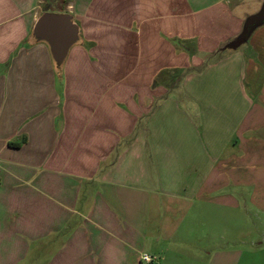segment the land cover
<instances>
[{
  "label": "crops",
  "instance_id": "0c3cea01",
  "mask_svg": "<svg viewBox=\"0 0 264 264\" xmlns=\"http://www.w3.org/2000/svg\"><path fill=\"white\" fill-rule=\"evenodd\" d=\"M263 4L0 0V264H237L179 231L195 207L264 221V26L206 64ZM43 13L80 26L61 79Z\"/></svg>",
  "mask_w": 264,
  "mask_h": 264
},
{
  "label": "rangeland",
  "instance_id": "374dc122",
  "mask_svg": "<svg viewBox=\"0 0 264 264\" xmlns=\"http://www.w3.org/2000/svg\"><path fill=\"white\" fill-rule=\"evenodd\" d=\"M263 26L264 24L257 27L249 38H245L244 40H242L245 42H243L240 47L236 48L228 46L232 42L225 45L222 49L217 51L215 55L208 57L206 60V64L210 63L211 61L223 58L227 55H232L233 53H236L238 49L243 50L244 48L249 47V41L252 35H254ZM161 78L165 79L166 77L164 76ZM158 82L159 81H157V84ZM180 82V76H172L169 78V87L176 89L179 87ZM169 153L180 156L181 148L171 146L169 147ZM216 212L220 215V219L219 221H216L214 223L210 219L212 213L207 209L203 210L202 219L206 225H203L201 223L199 224L201 226L198 228L193 224L194 220H196L197 222L199 221L197 217V207L194 208L193 213L191 214L189 219L186 220L183 228H181L179 231V235H181V233L189 234L188 238L190 240L188 243L184 244L185 246H182L183 250H181V252L185 254H195L194 251H197L198 247H205L209 250H223L224 248L232 247V250L236 248L238 251L241 250L244 253L242 257L238 258L237 264H264V221L262 222L261 219L258 220V217L255 215L252 218L247 219V217H245V215L239 211H236L235 217H230V210L226 207L217 208ZM197 235H199L198 239ZM201 240H205L204 243ZM198 241H201V243H198ZM176 243L177 241L174 242V244L179 245ZM34 251L35 252H33V256L28 259L27 264H35L36 262H41V260H43L44 258L49 259L45 254L36 257V248H34ZM143 263L149 264L145 262ZM184 264H192V262L188 260L185 261ZM214 264L231 263L228 260H223L220 263L218 260H216Z\"/></svg>",
  "mask_w": 264,
  "mask_h": 264
},
{
  "label": "water",
  "instance_id": "95a60500",
  "mask_svg": "<svg viewBox=\"0 0 264 264\" xmlns=\"http://www.w3.org/2000/svg\"><path fill=\"white\" fill-rule=\"evenodd\" d=\"M264 24V4L261 10L248 17L241 35L228 46L240 47L245 38H249L257 27ZM80 26L70 14L43 13L36 21L29 42L47 45L54 70L62 77L65 62L71 49L82 44Z\"/></svg>",
  "mask_w": 264,
  "mask_h": 264
},
{
  "label": "built area",
  "instance_id": "2783aa9c",
  "mask_svg": "<svg viewBox=\"0 0 264 264\" xmlns=\"http://www.w3.org/2000/svg\"><path fill=\"white\" fill-rule=\"evenodd\" d=\"M141 260L145 263H151L153 261L152 257L147 254H143Z\"/></svg>",
  "mask_w": 264,
  "mask_h": 264
}]
</instances>
